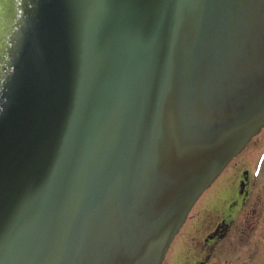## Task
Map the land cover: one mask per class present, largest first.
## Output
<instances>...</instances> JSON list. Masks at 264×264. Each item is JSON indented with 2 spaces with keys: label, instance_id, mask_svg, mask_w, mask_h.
I'll list each match as a JSON object with an SVG mask.
<instances>
[{
  "label": "water",
  "instance_id": "water-1",
  "mask_svg": "<svg viewBox=\"0 0 264 264\" xmlns=\"http://www.w3.org/2000/svg\"><path fill=\"white\" fill-rule=\"evenodd\" d=\"M263 130L264 0H0V264H165Z\"/></svg>",
  "mask_w": 264,
  "mask_h": 264
},
{
  "label": "rangeland",
  "instance_id": "rangeland-1",
  "mask_svg": "<svg viewBox=\"0 0 264 264\" xmlns=\"http://www.w3.org/2000/svg\"><path fill=\"white\" fill-rule=\"evenodd\" d=\"M165 264H264V130Z\"/></svg>",
  "mask_w": 264,
  "mask_h": 264
},
{
  "label": "flooded vegetation",
  "instance_id": "flooded-vegetation-1",
  "mask_svg": "<svg viewBox=\"0 0 264 264\" xmlns=\"http://www.w3.org/2000/svg\"><path fill=\"white\" fill-rule=\"evenodd\" d=\"M220 224H221V223H220ZM221 232H222V228L219 227V228H218V233H217V234L219 235V234H221Z\"/></svg>",
  "mask_w": 264,
  "mask_h": 264
}]
</instances>
